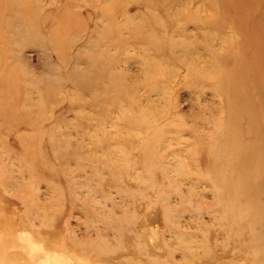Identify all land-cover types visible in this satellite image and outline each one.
<instances>
[{
	"label": "rangeland",
	"instance_id": "obj_1",
	"mask_svg": "<svg viewBox=\"0 0 264 264\" xmlns=\"http://www.w3.org/2000/svg\"><path fill=\"white\" fill-rule=\"evenodd\" d=\"M263 98L264 0H0V264H264Z\"/></svg>",
	"mask_w": 264,
	"mask_h": 264
},
{
	"label": "bare ground",
	"instance_id": "obj_2",
	"mask_svg": "<svg viewBox=\"0 0 264 264\" xmlns=\"http://www.w3.org/2000/svg\"><path fill=\"white\" fill-rule=\"evenodd\" d=\"M260 16V15H259ZM249 23V22H248ZM248 25V24H247ZM258 28V27H257ZM263 28V27H262ZM245 38V37H244ZM255 42V41H254ZM254 52V51H253ZM238 56V55H237ZM260 59V58H259ZM255 63V62H254ZM256 65V64H255ZM248 74V73H247ZM246 76V75H245ZM255 78V77H254ZM253 78V79H254ZM245 99H246V97H245ZM264 99V98H263ZM243 102V101H242ZM264 102V101H263ZM264 105V104H263ZM262 116V115H261ZM264 116V115H263ZM229 159V158H228ZM252 162V161H251ZM257 167V166H256ZM264 169V168H263ZM258 170V169H257ZM260 170H262V169H260ZM262 175V174H261ZM247 176H249V175H247ZM259 193V192H258ZM244 197V196H243ZM253 199H254V197H253ZM250 201V200H249ZM248 201V202H249ZM262 207V206H261ZM250 216V215H249ZM249 219V218H248ZM4 247V246H3ZM3 253H4V251H3Z\"/></svg>",
	"mask_w": 264,
	"mask_h": 264
}]
</instances>
